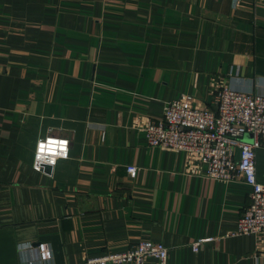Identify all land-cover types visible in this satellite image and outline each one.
<instances>
[{
	"label": "crops",
	"instance_id": "0c3cea01",
	"mask_svg": "<svg viewBox=\"0 0 264 264\" xmlns=\"http://www.w3.org/2000/svg\"><path fill=\"white\" fill-rule=\"evenodd\" d=\"M211 78L264 96V3L0 0V264H79L139 240L162 242L168 264H264V239L235 234L242 178L187 174L183 152L135 125L182 94L209 105ZM45 135L69 152L37 172ZM255 170L264 185L263 146Z\"/></svg>",
	"mask_w": 264,
	"mask_h": 264
},
{
	"label": "built area",
	"instance_id": "2783aa9c",
	"mask_svg": "<svg viewBox=\"0 0 264 264\" xmlns=\"http://www.w3.org/2000/svg\"><path fill=\"white\" fill-rule=\"evenodd\" d=\"M211 87L209 105L182 94L164 104L159 119L147 117L135 125L144 132L149 146L183 152L187 174L225 182L240 176L250 188L249 202L239 214L235 234L264 239V185L257 180L255 170V148L264 147V96L235 90L220 78H211ZM245 134L252 136L251 142L243 139ZM234 148H238L237 159ZM68 152L66 137L41 136L35 142L32 168L37 172L45 171L46 166L51 169ZM136 170L134 165L126 166L129 175ZM212 239L196 240L192 250L197 252L201 244ZM26 248L32 245L18 244L19 250ZM37 250L40 259L49 257L43 246L38 245ZM148 258L154 264H168L167 247L160 241L139 240L127 250L84 257L79 264H145Z\"/></svg>",
	"mask_w": 264,
	"mask_h": 264
},
{
	"label": "water",
	"instance_id": "95a60500",
	"mask_svg": "<svg viewBox=\"0 0 264 264\" xmlns=\"http://www.w3.org/2000/svg\"><path fill=\"white\" fill-rule=\"evenodd\" d=\"M243 139L245 141H248V142H251L252 141V136L250 134H245ZM45 171L49 172L50 171V167L49 166H46V169Z\"/></svg>",
	"mask_w": 264,
	"mask_h": 264
}]
</instances>
